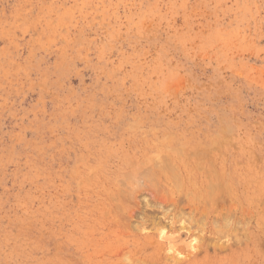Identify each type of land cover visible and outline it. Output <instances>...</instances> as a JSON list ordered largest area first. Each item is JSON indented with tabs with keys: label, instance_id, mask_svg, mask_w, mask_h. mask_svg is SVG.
Wrapping results in <instances>:
<instances>
[{
	"label": "rangeland",
	"instance_id": "1",
	"mask_svg": "<svg viewBox=\"0 0 264 264\" xmlns=\"http://www.w3.org/2000/svg\"><path fill=\"white\" fill-rule=\"evenodd\" d=\"M0 264H264V0H0Z\"/></svg>",
	"mask_w": 264,
	"mask_h": 264
},
{
	"label": "bare ground",
	"instance_id": "2",
	"mask_svg": "<svg viewBox=\"0 0 264 264\" xmlns=\"http://www.w3.org/2000/svg\"><path fill=\"white\" fill-rule=\"evenodd\" d=\"M147 159V158H146ZM142 162V161H141ZM144 162V161H143ZM161 164V163H160ZM171 166V165H170ZM150 167V166H149ZM149 169V168H148ZM148 174H150V173H148ZM149 177H150V175H149ZM152 177V176H151ZM155 181V180H154ZM156 182V181H155ZM174 182V181H173ZM157 183V182H156ZM177 183V182H176ZM136 195V194H135Z\"/></svg>",
	"mask_w": 264,
	"mask_h": 264
}]
</instances>
